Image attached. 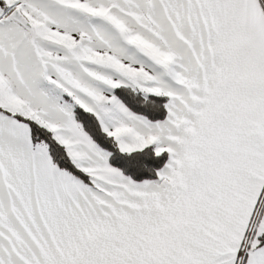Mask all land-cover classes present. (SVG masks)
<instances>
[{"label":"snow or ice","instance_id":"1","mask_svg":"<svg viewBox=\"0 0 264 264\" xmlns=\"http://www.w3.org/2000/svg\"><path fill=\"white\" fill-rule=\"evenodd\" d=\"M0 264H264V0H0Z\"/></svg>","mask_w":264,"mask_h":264}]
</instances>
